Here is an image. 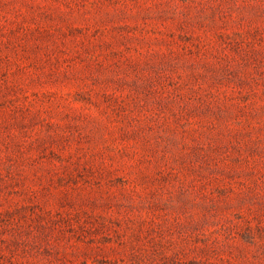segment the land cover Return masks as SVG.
<instances>
[{"label":"rangeland","instance_id":"rangeland-1","mask_svg":"<svg viewBox=\"0 0 264 264\" xmlns=\"http://www.w3.org/2000/svg\"><path fill=\"white\" fill-rule=\"evenodd\" d=\"M0 264H264V0H0Z\"/></svg>","mask_w":264,"mask_h":264}]
</instances>
